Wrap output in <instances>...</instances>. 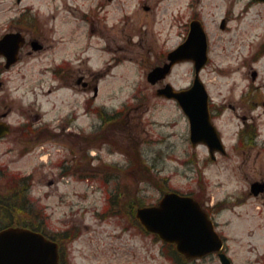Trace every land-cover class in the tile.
Wrapping results in <instances>:
<instances>
[{
    "label": "rangeland",
    "instance_id": "obj_1",
    "mask_svg": "<svg viewBox=\"0 0 264 264\" xmlns=\"http://www.w3.org/2000/svg\"><path fill=\"white\" fill-rule=\"evenodd\" d=\"M21 9L28 10L34 33H47L49 43L63 51L71 48L69 58L76 44L85 46V35H80L87 29L84 20L104 19L112 39L110 49L102 52L91 40L81 54L80 67L102 75L97 83L98 107L113 113L125 106L122 115L99 129L100 120L86 109L89 92L60 88L50 71H45L60 59V49L50 62L42 52L23 53L3 74L0 101L5 106L0 102V111L10 110L11 133L0 140V191L7 188L8 176L30 175L25 197L35 204L39 219L45 217L47 233L56 237L67 228L77 229L74 239H60L66 263L171 264L170 247L142 231L128 206L137 197L146 206L154 205L165 192L177 191L198 195L203 206L218 203L213 219L232 264H264V196L249 193L253 181L264 180V105L251 114L258 136L250 146L239 141L241 112L222 106L214 124L226 155L216 154L212 161L204 146L191 147L188 122L179 106L156 97L158 86L146 80L171 46L185 39L195 17L202 22L208 40L209 61L199 77L211 102L235 105L246 91L252 70L263 87L260 99L264 102V4L253 0H22L20 4L0 0V35ZM222 19H226L224 30L220 29ZM111 58L116 60L109 62ZM192 79V64L182 62L162 83L183 89ZM55 88L57 92L46 94ZM73 119L74 135L62 132V126L65 129ZM33 120L42 121L49 130L42 133L41 127L31 124ZM21 123L29 126L19 129ZM75 127L82 134L96 128L100 135L105 130L102 140L91 148L98 160L82 161V171L75 162L69 161L70 169L64 162L68 147L74 148L81 140ZM105 139L112 145L103 146ZM134 156L139 168L132 165ZM84 167L121 170H115L117 177L107 171L86 177ZM120 193L117 214L109 196ZM191 264L220 262L212 254Z\"/></svg>",
    "mask_w": 264,
    "mask_h": 264
},
{
    "label": "water",
    "instance_id": "obj_2",
    "mask_svg": "<svg viewBox=\"0 0 264 264\" xmlns=\"http://www.w3.org/2000/svg\"><path fill=\"white\" fill-rule=\"evenodd\" d=\"M21 0H16L20 3ZM263 2L264 0H256ZM225 28L224 20L220 29ZM22 38L18 33L5 34L0 39V55L6 59L8 68L16 62V55ZM168 62L153 68L147 80L154 84L164 79L176 63L192 61L194 79L185 90H174L169 84L156 91L157 96L174 99L190 123V140L193 145L203 142L207 145L211 158L214 151L225 153L224 147L210 122L208 95L199 79V71L207 63L206 34L198 20L191 21L186 39L167 54ZM252 77L255 73L252 72ZM9 128L0 123V137L7 134ZM51 184V183H49ZM264 190V182H254L250 192L257 196ZM136 218L147 232L156 234L166 243L175 244L178 253L187 259L202 257L220 251L222 240L214 231L212 222L188 196L167 193L157 206L142 207L136 210ZM221 264H231L228 257L218 254ZM0 264H58L57 244L46 239L42 234L18 227L0 230Z\"/></svg>",
    "mask_w": 264,
    "mask_h": 264
},
{
    "label": "flooded vegetation",
    "instance_id": "obj_3",
    "mask_svg": "<svg viewBox=\"0 0 264 264\" xmlns=\"http://www.w3.org/2000/svg\"><path fill=\"white\" fill-rule=\"evenodd\" d=\"M111 3L113 0L108 1ZM98 8H101V6H98ZM149 10V7L147 8ZM246 11V9H245ZM28 10L27 9H21L17 10L14 17L8 21L9 25L7 26L5 32L0 35V38L10 32H16L22 35L23 37V44L19 48L18 52V61L22 57V54L25 53L27 56L33 55L39 52H42L43 55L46 57V61L53 60V56L55 55L56 49L61 50V57L60 59L54 63L52 68L46 67L45 71H50L51 77H53L54 81L60 83V88H64L67 90H72L78 93L80 90H83L84 92L88 93L87 100L89 101H95L98 91V80L102 76L101 74L93 73L89 71V73H86L84 70L80 67V58L81 54L86 51L91 46V40H94V45L96 48H99L100 51L106 52L108 49H110V41H112L111 36L107 32V29L105 30V20H100L99 18H92L90 20H84L85 24L87 25V29L84 33L80 31V35H85V46L81 48L80 46L77 47V42L75 41V48L73 47L72 51V57L69 58V51L70 47H68V52L63 51V47H57L54 46L53 43H49V37L46 35L47 33H34L33 28H31V19L27 15ZM86 19V18H85ZM192 19H195V17H192ZM23 21V22H22ZM80 37V36H79ZM78 37V38H79ZM77 38V39H78ZM63 40V39H62ZM66 44V42H61L60 45ZM172 50V46L171 49ZM77 60V63L75 64L74 61ZM115 58H111L109 62H113ZM165 62V59L160 61L159 64H163ZM4 64V59L0 57V83L1 87L0 90L4 87L5 81L3 78V74L5 70H2L1 67ZM7 71V70H6ZM88 77V78H87ZM163 81H159L156 85L159 87H162L164 84ZM262 86L257 83V72L255 78H251L250 74V82L245 86V93H243L240 98L237 100V103L235 105L227 104L226 102H221L219 104H216L214 102L209 101V109L211 113L212 119H216L217 116L221 114V108L222 106L226 108H230L233 110H239L241 112V116H239L241 120L242 127H247L249 125H253L254 117L251 115L259 105H264V102L262 99H260V91L262 90ZM59 88L55 89H48L46 94H52L53 92H57ZM79 94V93H78ZM3 100L1 99L0 102ZM88 101V102H89ZM4 104V102H2ZM77 106L79 107V95L77 96L76 100ZM5 106V104H4ZM10 110H6L4 112L0 111V122H6L7 117L9 115ZM128 116V114H127ZM71 121V120H70ZM68 122L64 124L66 128L64 129V126H62L63 130L62 132H71L74 135L73 130L71 129L74 127V119L71 122ZM102 122V121H101ZM102 124L100 123L99 129L102 128ZM22 126H28L26 123H21L19 125ZM79 127V126H77ZM75 127V134L78 135V138L81 139L77 143H75V147H68L67 157L64 160L65 165H68V161H72L76 163V167L78 171H82V161H87L88 163L98 160V158L94 157L95 153L91 152V148L96 146V142L98 140V137L96 135V128L93 129V132L89 131V133L82 134L80 132V129ZM49 129L46 126H42L40 131H48ZM95 131V132H94ZM105 130L101 131V135L105 134ZM101 140V138L99 139ZM256 140V135L253 134V139L250 140V145H254V142ZM104 146H109L110 143L107 139L104 141ZM90 155L88 158L87 155ZM85 176H92L96 174L94 169L85 168L82 172ZM262 181V180H259ZM260 196H264V192L260 194ZM202 205V203H201ZM200 205V206H201ZM203 210H205L208 213V206H201ZM213 218V215H210ZM213 220V219H212ZM215 228L217 227L216 222L213 220ZM62 264H65L62 262Z\"/></svg>",
    "mask_w": 264,
    "mask_h": 264
},
{
    "label": "trees",
    "instance_id": "obj_4",
    "mask_svg": "<svg viewBox=\"0 0 264 264\" xmlns=\"http://www.w3.org/2000/svg\"><path fill=\"white\" fill-rule=\"evenodd\" d=\"M108 116L103 117L104 122H108L112 120L113 118ZM249 134V139L252 140L253 134ZM136 167L139 168L140 166L139 163H136ZM8 181L5 183L7 188L4 189L3 191H0V229L10 227V226H22L26 227L29 229H32L34 231H38L43 233L47 237H51V239L59 241L60 239H68L72 240L76 237V232H70L67 233L64 238V236H54V235H49L46 231V223H45V217H42L39 219L40 215L35 213L34 205L31 201H29L26 197L25 194L27 192V187L29 185L30 178L28 176H21L19 174L17 175H12V177L8 176ZM4 178H7L4 177ZM119 195H114L110 196V207L115 208L113 210L114 213L117 212L118 214V209L117 207L120 204V201H118V196ZM131 203L129 204V212L130 215L133 216L134 212V204L136 206L142 205L143 202L137 197L135 203H132L133 201H130ZM23 205H26L24 208ZM33 214L35 217H30L29 215ZM27 216L26 221L21 220L23 217ZM61 243V242H60ZM170 247V252L167 254L169 260L171 261V264H188L187 260L184 259L182 256L177 254V252L174 249L173 245H167Z\"/></svg>",
    "mask_w": 264,
    "mask_h": 264
}]
</instances>
